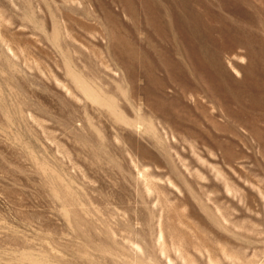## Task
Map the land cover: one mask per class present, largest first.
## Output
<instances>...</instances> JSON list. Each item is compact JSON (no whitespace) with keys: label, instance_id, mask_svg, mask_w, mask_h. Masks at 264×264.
<instances>
[{"label":"rangeland","instance_id":"1","mask_svg":"<svg viewBox=\"0 0 264 264\" xmlns=\"http://www.w3.org/2000/svg\"><path fill=\"white\" fill-rule=\"evenodd\" d=\"M0 264H264V0H0Z\"/></svg>","mask_w":264,"mask_h":264}]
</instances>
